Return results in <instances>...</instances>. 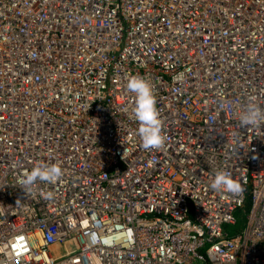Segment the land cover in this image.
<instances>
[{"label":"built area","instance_id":"2783aa9c","mask_svg":"<svg viewBox=\"0 0 264 264\" xmlns=\"http://www.w3.org/2000/svg\"><path fill=\"white\" fill-rule=\"evenodd\" d=\"M136 75L159 149L138 134ZM252 98L264 0H0V264H264V124L233 107ZM40 163L63 177L23 190ZM221 170L241 194L211 190Z\"/></svg>","mask_w":264,"mask_h":264},{"label":"clouds","instance_id":"9594fccd","mask_svg":"<svg viewBox=\"0 0 264 264\" xmlns=\"http://www.w3.org/2000/svg\"><path fill=\"white\" fill-rule=\"evenodd\" d=\"M127 90L135 94L134 115L139 122L138 134L143 147L145 149L163 147L167 137L162 132L163 120L157 107L154 85L150 78L140 75L131 77L127 82ZM233 107L239 113L240 127L255 128L264 124V107L256 103L254 98L245 105L234 104ZM63 175L64 170L59 164L40 163L30 172H23V190H30L38 181L55 184L61 180ZM210 188L215 192L226 191L234 195H239L244 191L241 182L224 170L215 173ZM51 197L52 193H49L48 198Z\"/></svg>","mask_w":264,"mask_h":264},{"label":"rangeland","instance_id":"374dc122","mask_svg":"<svg viewBox=\"0 0 264 264\" xmlns=\"http://www.w3.org/2000/svg\"><path fill=\"white\" fill-rule=\"evenodd\" d=\"M248 200H247V203L245 204V206L243 208H241L240 210H237L236 211V216H237V224H224V228L225 230H230L232 231L233 233H236L237 231L240 230V228L243 227V224L244 222L246 221V213L248 211Z\"/></svg>","mask_w":264,"mask_h":264},{"label":"bare ground","instance_id":"6f19581e","mask_svg":"<svg viewBox=\"0 0 264 264\" xmlns=\"http://www.w3.org/2000/svg\"><path fill=\"white\" fill-rule=\"evenodd\" d=\"M73 241L67 240L65 242H59L55 245V250L59 252H64L67 249L71 248L73 246V243H74V246H76L77 242H73Z\"/></svg>","mask_w":264,"mask_h":264},{"label":"trees","instance_id":"16d2710c","mask_svg":"<svg viewBox=\"0 0 264 264\" xmlns=\"http://www.w3.org/2000/svg\"><path fill=\"white\" fill-rule=\"evenodd\" d=\"M248 203H249V201H248Z\"/></svg>","mask_w":264,"mask_h":264}]
</instances>
